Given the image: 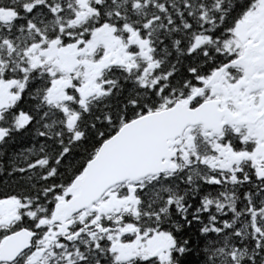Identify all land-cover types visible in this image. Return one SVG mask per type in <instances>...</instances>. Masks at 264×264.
<instances>
[{
	"label": "snow or ice",
	"instance_id": "snow-or-ice-1",
	"mask_svg": "<svg viewBox=\"0 0 264 264\" xmlns=\"http://www.w3.org/2000/svg\"><path fill=\"white\" fill-rule=\"evenodd\" d=\"M0 264H264V0H0Z\"/></svg>",
	"mask_w": 264,
	"mask_h": 264
}]
</instances>
